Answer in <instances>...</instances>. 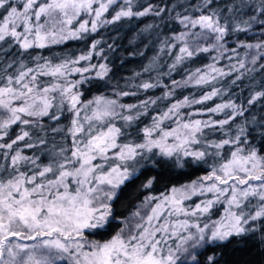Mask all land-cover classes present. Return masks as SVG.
<instances>
[{
  "label": "snow or ice",
  "instance_id": "snow-or-ice-1",
  "mask_svg": "<svg viewBox=\"0 0 264 264\" xmlns=\"http://www.w3.org/2000/svg\"><path fill=\"white\" fill-rule=\"evenodd\" d=\"M133 5L0 0V264H199L193 249L264 222V118H245L233 132L248 107L232 100L195 107L225 94L216 87L222 79L232 77L235 85L264 69V0H161L139 11ZM148 15L158 19L148 29L159 30L160 48L144 72L163 55L171 58L162 73L169 77L202 56L210 62L187 69L182 81L171 80L173 87L141 81L86 99L93 81L110 82L107 65L91 63L103 52L101 41L79 56L43 55L101 27ZM171 25V34L164 33ZM249 33H258L256 43L241 38ZM188 86L210 88L199 97L172 99L176 88ZM157 87L168 90L122 102ZM262 98L264 90L256 91L247 105ZM162 101L169 103L161 107ZM216 133L221 138H212ZM147 161L203 164L208 171L146 197L110 239H92L111 226L117 190ZM221 209L220 219L211 220ZM208 264H215L213 257Z\"/></svg>",
  "mask_w": 264,
  "mask_h": 264
},
{
  "label": "trees",
  "instance_id": "trees-1",
  "mask_svg": "<svg viewBox=\"0 0 264 264\" xmlns=\"http://www.w3.org/2000/svg\"><path fill=\"white\" fill-rule=\"evenodd\" d=\"M160 2L161 0H134L133 10L139 11L149 3L159 4ZM112 14L114 13L110 10L106 15L110 17ZM157 22L158 19L151 15L139 18L133 17L131 19L125 18L114 24L101 27L96 33L85 39L69 40L65 44L44 49L42 50L43 55L56 59L63 56H79L82 53L86 54L89 52L90 44L93 40L101 41L98 50L102 48L103 52L100 56L93 54L91 63L106 64L110 69L106 79H109L110 82L108 86H104L103 81H93L91 85L86 86V99H91L93 95L100 93L111 96L113 85H119L121 89H124L129 83H139L141 81L156 82L159 79L161 84L173 87L171 80L182 81L186 76L187 69L202 67L209 63L210 60L202 56L196 62H189L186 66L178 67L169 77L168 75H162V73L167 72V64L171 63V58L163 55L153 71L144 72V68L149 65L160 48L157 38L159 30L154 27L150 30L148 29L149 25H154ZM175 27V25H171L164 28L163 31L166 34H171ZM257 37L258 33H249L246 36L241 35V38L248 43H256ZM240 51L243 54L245 50L241 49ZM82 63L87 64L88 62ZM225 63L227 61L221 62V64ZM261 63H264V61H261ZM136 73H141V75L136 76ZM133 77H135L134 80L131 79ZM231 80L232 77H227L216 84V87L225 93L224 95L207 101L203 105H195V107L207 108L228 100L248 107L249 111L245 112V116L237 117L236 121L233 122L232 131L235 132L236 126L243 123L245 118L248 120L253 117L257 120L264 118V98L258 100L250 107L247 105V100L254 92L264 90V69L246 74L235 85L230 82ZM209 88L210 86L176 88L172 99L180 100L185 96L191 97L193 95L199 97ZM167 90L165 87H157L147 92L141 90L138 96L124 97L122 102L136 103L148 96H162ZM159 103L163 107L169 101ZM214 118L222 119L223 116L218 115ZM248 126L252 127L251 124ZM15 131L18 132L19 129H15ZM10 135L14 136L15 132L10 133ZM212 138L219 139L221 134L216 133ZM256 143H259L258 139ZM42 160L46 162L43 157ZM140 167L141 169L137 173L121 185L117 190L116 197L111 202L115 215V219L111 221V226L102 234L91 236L92 239L100 240L101 242L110 239L112 235L119 231L120 227H123V222L135 212L136 208L144 202L146 197L160 196L162 193H168L172 187L190 184L208 171V167L203 164L189 163L183 168H177L171 161H147ZM150 179L153 181L152 186L145 188L144 185ZM255 229V231L241 236L230 237L226 241L208 243L205 249L197 255L199 264H208L209 257L214 258L215 264H264V222L259 221ZM189 264H192V262H189Z\"/></svg>",
  "mask_w": 264,
  "mask_h": 264
},
{
  "label": "rangeland",
  "instance_id": "rangeland-1",
  "mask_svg": "<svg viewBox=\"0 0 264 264\" xmlns=\"http://www.w3.org/2000/svg\"><path fill=\"white\" fill-rule=\"evenodd\" d=\"M140 169H141V167L138 166V167H137V170H136L135 173H137ZM194 181H196V180H194ZM192 182H193V181H192ZM192 182H191V183H192ZM191 183H190V184H191ZM197 199H199V198H197V197H194V198H193V200H197ZM189 203H191V201H189ZM142 204H143V203H142ZM142 204H140V205L136 208V210H137L138 208H140V206H141ZM136 210H135V211H136ZM222 215H223V211H222V209H221L220 211H216V210H214V211H213V214H212V216H211V220H213V221H214V220H218V219H220V217H221ZM131 216H132V215H131ZM131 216H130V217H131ZM130 217H128V218H130ZM128 218H127V219H128ZM204 219L207 220L208 218L205 217ZM209 222H211V221H209ZM258 222H259V221H256V222L253 223V227H254V228H255L256 226H258ZM209 243H211V242H209ZM206 245H208V243H207V244H204V245L201 246V247H198V248H196V249H193V252L198 254L200 251H202V250L205 249ZM189 262H191V260H189Z\"/></svg>",
  "mask_w": 264,
  "mask_h": 264
}]
</instances>
